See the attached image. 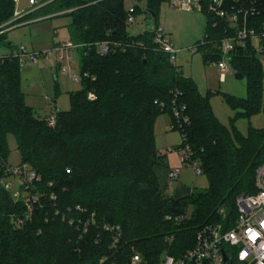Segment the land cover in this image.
I'll return each instance as SVG.
<instances>
[{
  "label": "trees",
  "instance_id": "1",
  "mask_svg": "<svg viewBox=\"0 0 264 264\" xmlns=\"http://www.w3.org/2000/svg\"><path fill=\"white\" fill-rule=\"evenodd\" d=\"M48 1L16 23L29 21L34 13L39 17L64 13L69 18V41L82 46L79 72L88 78H82L79 91L68 93L69 110L57 112L50 128L24 103L17 59L0 60V163L7 162L11 136L20 163L40 177V190L56 196L54 202L43 199L32 219L17 227L10 217L23 212L22 203H13L0 186V264H128L131 248L144 264H158L163 252L178 257L193 248L202 227L222 223L219 210L233 221L236 198L254 193V171L264 164V129L249 128L246 138L229 133L214 117L208 95L201 97L179 67L154 49L150 30L158 26L160 3L169 0H137L145 2L147 15V28L137 36L126 32L129 0L41 4ZM199 1L205 5L208 0ZM15 8L16 0H0V27L12 19ZM133 8L134 16L139 10ZM213 35L206 23L203 44L197 46L204 51L205 62L219 59L213 44L220 36ZM5 40L1 33L0 47L11 49ZM102 42L119 43L125 50L99 56L95 46ZM231 62L247 79V96L226 97L227 104L240 111L237 117H264L263 67L249 55ZM89 92L93 101L87 100ZM177 105L187 119L178 130L182 142L177 149L189 146L207 188L172 199L161 194L155 174L164 162L153 129L163 114L170 116L172 129V107ZM76 206L94 213L98 225L121 227L116 252L107 237L94 243V230L85 242L78 241L73 229L54 216L55 209L65 212ZM167 216L171 221H165ZM181 216L184 219L177 224L175 219Z\"/></svg>",
  "mask_w": 264,
  "mask_h": 264
},
{
  "label": "built area",
  "instance_id": "2",
  "mask_svg": "<svg viewBox=\"0 0 264 264\" xmlns=\"http://www.w3.org/2000/svg\"><path fill=\"white\" fill-rule=\"evenodd\" d=\"M169 2L184 12L196 10L203 13L208 28L214 33L213 37L220 36L213 44L219 59L217 62H210L219 70L220 82L224 81L226 75L230 73L226 62H230L234 57L249 55L263 67L264 0H208L205 5L199 0H193V2L191 0H169ZM133 13L134 8L129 7L126 23H135ZM21 17L23 16L15 10L12 19L0 27V34L18 25L16 21ZM150 33L154 49L165 54L169 63L176 67L177 51L173 49L169 37L159 26L151 29ZM207 44H212V42L208 41ZM95 47L99 56H106L118 49L125 50L116 42H102L96 44ZM81 48V45L67 41L54 45L50 51L57 56L58 65L63 64V70L67 73L74 69L71 55ZM11 58L17 59L21 66L26 59L34 64L37 63L39 55L28 54L25 48L20 46L13 53L0 56V60ZM83 77L88 78V75H81L79 72L78 76H71V80L80 83ZM94 99L93 93L89 92L87 100L93 101ZM172 114L175 120L172 129L180 130L187 121L183 107L173 106ZM56 115L55 109H51L49 115L45 117L48 127L55 126ZM177 151L180 153V165L189 166L194 177L199 176L201 171L198 162L192 158L189 146L184 144ZM0 170L2 172L0 186L3 192L13 203H22L23 212L18 216L10 217L15 226L21 227L30 221L35 207H43V199L47 198L50 202L56 200L52 192L47 196L44 191L40 190V177L28 165L22 163L11 165L8 162H1ZM178 173V169L169 170L168 180L174 181ZM48 188L52 189V185L48 184ZM235 206L236 216L233 221L228 222L223 210H219L218 214L223 219L222 223L202 227L195 236L193 248L178 257L163 252L158 264H264V164L254 171V193L239 195L235 200ZM54 216L73 229L78 241L85 242L90 231L94 230L96 232L94 243L107 237L109 248L114 252L121 243L122 229L119 225H98L94 213H88L78 206L74 209H66L65 212L55 209ZM183 219V216L178 217L175 222L178 224ZM165 221H171V218L167 216ZM171 241L172 238H169L168 242L171 243ZM128 264H144L140 254L134 248L130 249Z\"/></svg>",
  "mask_w": 264,
  "mask_h": 264
},
{
  "label": "rangeland",
  "instance_id": "3",
  "mask_svg": "<svg viewBox=\"0 0 264 264\" xmlns=\"http://www.w3.org/2000/svg\"><path fill=\"white\" fill-rule=\"evenodd\" d=\"M16 12L25 16L39 10L45 0H16ZM193 2V0H191ZM40 6V8L38 7ZM129 7H137L139 12L134 15L135 23H126V32L130 36L142 34L147 28L145 2L129 0ZM38 7V8H37ZM64 13H59L63 15ZM158 26L170 37L173 49L177 51L176 66L181 75L190 79L196 86L197 93L201 97L208 95L211 111L218 122L232 134L236 131L241 137L246 138L249 128L255 130L264 129V117L262 114L249 118L237 117L239 110H233L227 104L225 98L245 99L247 96V79H235L236 70L233 62H226V79L220 82V72L209 61L204 60L203 50L197 46L202 43L206 26V17L203 13L194 11L184 12L175 7L169 1H163L159 5L157 18ZM69 18L57 17L53 19L39 17L38 13L30 16L29 21L8 28L3 34L5 44H11V49L1 46L0 56L9 55L11 51L22 46L28 54H38L37 63L29 59L20 66V89L24 95V103L31 108L34 115L44 119L52 108L56 112L69 110L68 93L80 90V83L71 80V76L79 75V63L81 49L71 55L73 70L64 72L63 64L58 65L57 56L50 50L54 45L69 40ZM71 31V29H70ZM45 54V55H44ZM218 61V60H217ZM214 61V62H217ZM264 67V65H263ZM264 69V68H263ZM170 116L163 114L157 117V132L154 135L155 147L159 153H167L168 168L179 166L180 153L177 146L182 142L179 131L171 129L167 122ZM154 134V129H153ZM9 155L7 162L11 165L20 163V155L16 150L13 137L7 138ZM181 182L190 186L194 182L195 190L207 188L206 178L201 172L194 180V173L189 166H181ZM168 168H155V174L159 183L160 192L164 189L165 176ZM172 195V193H171Z\"/></svg>",
  "mask_w": 264,
  "mask_h": 264
},
{
  "label": "crops",
  "instance_id": "4",
  "mask_svg": "<svg viewBox=\"0 0 264 264\" xmlns=\"http://www.w3.org/2000/svg\"><path fill=\"white\" fill-rule=\"evenodd\" d=\"M50 1L44 3V4H41L40 6H44L45 4L49 3ZM40 6H38L40 8ZM16 7H17V1H16ZM37 7V8H38ZM42 8V7H41ZM16 9V8H15ZM19 14V13H18ZM22 14V13H21ZM20 14V15H21ZM57 17H63V15H59V14H55V15H52V16H46V17H42V18H49V19H53V18H57ZM68 29H69V26H68ZM165 33V32H164ZM166 34V33H165ZM168 36V34H166ZM169 37V36H168ZM170 39V37H169ZM69 41V40H68ZM171 42V40H170ZM62 43V42H61ZM59 44V43H58ZM11 45V44H10ZM171 45H172V42H171ZM173 47V45H172ZM15 50L11 51V53H13ZM177 67V66H176ZM54 109V108H52ZM48 116V115H47ZM46 117V116H45ZM169 125H170V122L168 121L167 122ZM157 124L155 125L154 127V135H156V133H159L157 132ZM157 127V128H156ZM155 138L154 137V141H155ZM157 140V138H156ZM178 147V146H177ZM158 151V150H157ZM161 156H163V162H164V166L161 167V168H168V161H167V153L165 151H163L162 153H159ZM160 168V167H159ZM171 169H178L179 170V173H178V176L177 178L174 180V181H169L168 180V172L169 170ZM181 170H182V167L179 166L177 164V166L173 167V168H168V172H166V176H165V184H164V189L163 191L161 192V194L165 197H168V198H172V199H179V198H184L186 196L189 195V193L194 189V182L190 185V186H187L186 184H184L183 182H181ZM198 177V176H197ZM197 177H194V180L197 178ZM207 184V182H206ZM160 188V187H159ZM172 193V195H171Z\"/></svg>",
  "mask_w": 264,
  "mask_h": 264
},
{
  "label": "water",
  "instance_id": "5",
  "mask_svg": "<svg viewBox=\"0 0 264 264\" xmlns=\"http://www.w3.org/2000/svg\"><path fill=\"white\" fill-rule=\"evenodd\" d=\"M152 16V15H151ZM243 78V76L242 75H240V74H235V79H237V80H241ZM224 261H226V259L224 258Z\"/></svg>",
  "mask_w": 264,
  "mask_h": 264
}]
</instances>
